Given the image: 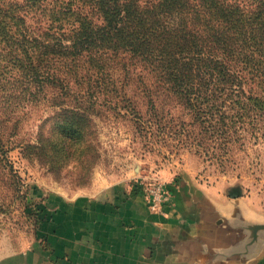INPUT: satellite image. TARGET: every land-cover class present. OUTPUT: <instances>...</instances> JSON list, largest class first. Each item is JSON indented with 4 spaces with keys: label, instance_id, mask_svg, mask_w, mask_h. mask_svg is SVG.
Wrapping results in <instances>:
<instances>
[{
    "label": "trees",
    "instance_id": "16d2710c",
    "mask_svg": "<svg viewBox=\"0 0 264 264\" xmlns=\"http://www.w3.org/2000/svg\"><path fill=\"white\" fill-rule=\"evenodd\" d=\"M46 1L0 0V115L17 126L56 91L51 106L59 111L42 121L35 144L21 146L50 172L71 167L76 184L88 181L98 153L84 96L117 97L134 77L145 92L188 108L192 122L264 118V0H49L46 21H30L29 11ZM70 83L81 92L71 95ZM5 146L0 129V171L9 167Z\"/></svg>",
    "mask_w": 264,
    "mask_h": 264
},
{
    "label": "rangeland",
    "instance_id": "374dc122",
    "mask_svg": "<svg viewBox=\"0 0 264 264\" xmlns=\"http://www.w3.org/2000/svg\"><path fill=\"white\" fill-rule=\"evenodd\" d=\"M50 11L48 0L28 12L30 21L43 23ZM112 70L115 77L119 71ZM132 79L123 92L118 90L117 97L111 94L110 99L107 91L91 90L89 95L93 93L97 100L84 96L93 111L92 131L98 158L88 181L82 185L74 181L75 170L71 167L54 174L40 157L24 156L21 152L22 145L37 142L42 121L59 111L51 106L59 100L55 90H49L37 105L28 108L17 126L14 120L6 122L5 114L0 115L9 165L7 171H0V264L47 246L54 215L64 212V199L95 194L109 185L118 193L139 190L143 194L141 181L151 185L169 182L176 187L193 183L218 193L225 189L242 194L245 191L264 201V118L252 112L248 117H238L236 123L229 119L220 123L218 118L210 125L192 122L188 108L172 96L156 90L145 92L136 77ZM69 86L71 95L81 90L74 84ZM73 96L66 99L70 105ZM150 97L155 109H151ZM223 110L229 115L235 112L229 105ZM137 123L145 127L144 132ZM51 127L52 121L43 127L44 132Z\"/></svg>",
    "mask_w": 264,
    "mask_h": 264
},
{
    "label": "crops",
    "instance_id": "0c3cea01",
    "mask_svg": "<svg viewBox=\"0 0 264 264\" xmlns=\"http://www.w3.org/2000/svg\"><path fill=\"white\" fill-rule=\"evenodd\" d=\"M165 185L155 211L139 190L112 185L64 199L47 246L5 264H264L263 199Z\"/></svg>",
    "mask_w": 264,
    "mask_h": 264
},
{
    "label": "built area",
    "instance_id": "2783aa9c",
    "mask_svg": "<svg viewBox=\"0 0 264 264\" xmlns=\"http://www.w3.org/2000/svg\"><path fill=\"white\" fill-rule=\"evenodd\" d=\"M140 185L143 198L152 211L157 210L160 204L168 199V191L164 183L151 185L150 183L141 181Z\"/></svg>",
    "mask_w": 264,
    "mask_h": 264
},
{
    "label": "water",
    "instance_id": "95a60500",
    "mask_svg": "<svg viewBox=\"0 0 264 264\" xmlns=\"http://www.w3.org/2000/svg\"><path fill=\"white\" fill-rule=\"evenodd\" d=\"M230 196L232 198H236V197L240 196V192L239 191H232V193L230 194Z\"/></svg>",
    "mask_w": 264,
    "mask_h": 264
}]
</instances>
